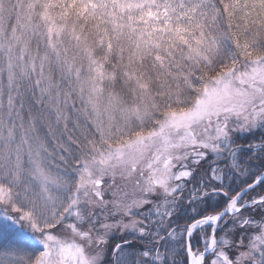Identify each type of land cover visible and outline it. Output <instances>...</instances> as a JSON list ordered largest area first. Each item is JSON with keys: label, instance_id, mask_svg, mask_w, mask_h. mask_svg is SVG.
Returning a JSON list of instances; mask_svg holds the SVG:
<instances>
[{"label": "snow or ice", "instance_id": "obj_1", "mask_svg": "<svg viewBox=\"0 0 264 264\" xmlns=\"http://www.w3.org/2000/svg\"><path fill=\"white\" fill-rule=\"evenodd\" d=\"M258 189L264 0H0V264H264Z\"/></svg>", "mask_w": 264, "mask_h": 264}, {"label": "trees", "instance_id": "obj_2", "mask_svg": "<svg viewBox=\"0 0 264 264\" xmlns=\"http://www.w3.org/2000/svg\"><path fill=\"white\" fill-rule=\"evenodd\" d=\"M241 143H244L243 141ZM258 195H264V193L260 192L259 189L257 190ZM257 219H259V217H257ZM117 239H119V235H117Z\"/></svg>", "mask_w": 264, "mask_h": 264}]
</instances>
